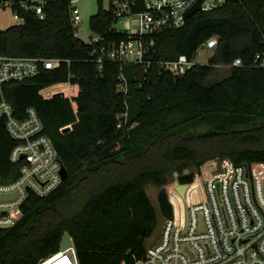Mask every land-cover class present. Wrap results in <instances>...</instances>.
<instances>
[{
	"label": "trees",
	"instance_id": "16d2710c",
	"mask_svg": "<svg viewBox=\"0 0 264 264\" xmlns=\"http://www.w3.org/2000/svg\"><path fill=\"white\" fill-rule=\"evenodd\" d=\"M11 1L23 22L0 29V54L64 61L34 77L6 82L0 100L12 103L20 117L28 107L36 108L68 177L46 196L30 193L21 205V219L0 228V264H37L60 248L66 232L80 264H135L159 220L148 184L160 188V212L170 218L174 207L182 211L174 184L168 189L171 200L166 188L174 173L181 183H191V168L215 158L264 162V67L256 64L257 55H264V0L197 11L182 27L155 35L147 55L154 60L179 54L193 58L202 43L218 37L209 62L179 76L142 64L107 62L100 69L90 60L91 46L74 35L73 0ZM22 2L42 4L45 18ZM112 24L111 11L100 7L90 28L124 38L110 32ZM236 58L242 65L226 66ZM122 73L128 95L118 89ZM70 76L81 86L77 111L67 98L45 99L39 93ZM131 101L137 102L132 112ZM69 124L72 128L63 132ZM17 143L0 119V184L20 175L21 163L10 158ZM187 168L191 173L185 174Z\"/></svg>",
	"mask_w": 264,
	"mask_h": 264
},
{
	"label": "built area",
	"instance_id": "2783aa9c",
	"mask_svg": "<svg viewBox=\"0 0 264 264\" xmlns=\"http://www.w3.org/2000/svg\"><path fill=\"white\" fill-rule=\"evenodd\" d=\"M198 1H201L199 11H210L237 0H109L106 10L113 15L109 30L125 35L122 39L92 30L91 34L79 32L82 17L73 4L74 35L91 46L90 60L100 69L107 62L142 64L179 76L203 63L199 60L203 51L212 56L218 47L217 36L202 43L193 58L179 54L174 59L154 60L147 55L155 46L154 36L182 27L188 20L187 12ZM21 6L45 18L42 4L22 2ZM6 7L12 9V1L0 0V9ZM13 15L22 20L18 12L13 11ZM120 23H124L123 29L118 28ZM63 61L57 57L0 54V90L6 82L34 77L44 69L58 68ZM256 64L264 67V55H257ZM240 65L241 58H236L226 66ZM119 79L118 89L128 95L126 76L122 73ZM80 92V84L71 76L39 91L45 99L56 95L69 99L75 111ZM127 116V111L120 115L119 127ZM0 119L18 141L11 152V161L21 163L19 177L0 184V195L16 194L11 199H0V228H10L23 216L21 205L30 193L46 196L61 185L64 164L54 142L44 133L43 120L35 107H28L25 116L20 117L12 103L3 97ZM67 126L72 128V124ZM206 166L209 175L204 178L200 170L187 183L184 195L177 188L181 184L179 173H174L173 192L182 203V211L178 214L174 207L173 217L165 218L156 240L146 246L143 257L135 258V264H264V162L236 164L230 158H215L201 169ZM169 196L171 200L170 191ZM71 240L72 245L65 249L61 241L56 252L37 264H80L73 237Z\"/></svg>",
	"mask_w": 264,
	"mask_h": 264
},
{
	"label": "rangeland",
	"instance_id": "374dc122",
	"mask_svg": "<svg viewBox=\"0 0 264 264\" xmlns=\"http://www.w3.org/2000/svg\"><path fill=\"white\" fill-rule=\"evenodd\" d=\"M33 1L41 2L42 0H33ZM73 4L79 8L81 17H82V23L78 27L79 32H83L85 30L88 34H91L92 33L91 28H90L91 17L98 12L100 7H103L104 9L108 8L109 0H102V2H100L99 0H73ZM22 22L23 20L16 19L14 17L12 9L8 7L0 9V29H6L7 27L11 25L20 24ZM118 28L123 29L124 23H120ZM210 56H211V53L209 51H203L199 56V60L203 63H206ZM136 109H137V102L131 101V103H129L130 112L135 111ZM191 170L194 171L195 176L201 170V175L204 178H206L209 175V171H210L209 166H206L205 168H202V169L201 168L200 169L191 168ZM172 183L174 184L176 183L175 174L169 177V183L166 186L167 190L169 189V185ZM146 189L151 198V201L153 202L154 206L157 209L158 219H159L156 229L154 230L152 235L148 237L146 240V246H147V245L152 244L156 240L157 235L159 234L161 230V225L163 224L165 218L161 215L159 202H158V192L160 188L153 184H148Z\"/></svg>",
	"mask_w": 264,
	"mask_h": 264
},
{
	"label": "water",
	"instance_id": "95a60500",
	"mask_svg": "<svg viewBox=\"0 0 264 264\" xmlns=\"http://www.w3.org/2000/svg\"><path fill=\"white\" fill-rule=\"evenodd\" d=\"M200 2L201 1H198L193 7H191V9L187 12V17L189 18L190 16H192L195 12L199 11L200 9ZM71 129V126H66L64 127L62 130L63 132H67ZM63 179H67L68 177V171L67 169L64 167L63 170ZM191 173L190 169L187 168L185 169V174H189ZM188 187V184L187 183H181L180 185L177 186L178 190L180 191V193L182 195L185 194V191ZM16 196V194H8V195H0V199H11V198H14ZM71 234L66 232L63 236V239H62V247L65 249L69 246L72 245V240H71Z\"/></svg>",
	"mask_w": 264,
	"mask_h": 264
}]
</instances>
